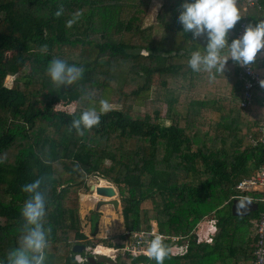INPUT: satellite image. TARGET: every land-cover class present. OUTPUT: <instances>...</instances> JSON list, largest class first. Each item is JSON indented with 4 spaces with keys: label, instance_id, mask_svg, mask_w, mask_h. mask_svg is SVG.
Instances as JSON below:
<instances>
[{
    "label": "trees",
    "instance_id": "trees-1",
    "mask_svg": "<svg viewBox=\"0 0 264 264\" xmlns=\"http://www.w3.org/2000/svg\"><path fill=\"white\" fill-rule=\"evenodd\" d=\"M152 1L0 0V264L21 235L27 199L21 187L43 174L54 177L45 264H110L91 262L82 251L84 260L77 261L72 250L82 222L79 192L89 175L118 187L127 233L148 229L155 219L167 236L186 239V252L168 250L164 264H251L252 219L264 203L246 216L232 215L230 204L236 182L264 165V146L248 140L264 122V90L254 88L251 105L242 107L236 62L229 59L215 79L192 71L190 54L203 51L206 36L183 32L178 15L184 0H162L147 25ZM255 1L264 8V0ZM238 8L253 26L264 19L263 9L246 0H238ZM75 11L82 16L68 28ZM53 58L84 67L83 79L53 90L46 75ZM87 93L91 98H82ZM101 99L112 110L99 126L84 136L69 132V113L99 110ZM72 101V110L60 107ZM205 217L215 218L218 230L211 242H197L194 229ZM97 220L92 213L93 235ZM169 241H163L168 248ZM124 254L128 261L114 264H156Z\"/></svg>",
    "mask_w": 264,
    "mask_h": 264
},
{
    "label": "clouds",
    "instance_id": "clouds-1",
    "mask_svg": "<svg viewBox=\"0 0 264 264\" xmlns=\"http://www.w3.org/2000/svg\"><path fill=\"white\" fill-rule=\"evenodd\" d=\"M180 8L178 22L183 32H190L194 39L201 36L207 38L203 51L195 50L190 54L188 65L194 72L205 71L210 79H215V73L223 74L229 58L237 64L251 66L257 53L264 49V19L254 26L246 25L241 36L228 42L229 31L242 17L238 0H184ZM63 13L64 9L60 7L54 15L59 18ZM81 16L82 12H73L66 21V27L71 28ZM39 51L46 54L47 45H42ZM84 72V67L69 64L60 58L51 59L46 68L53 90L78 83L83 79ZM260 85L264 87V79L260 80ZM82 98L90 99L91 94L87 93ZM111 110V104L104 99L99 101V110L88 107L77 116L76 109H73L69 113L74 118L68 131L75 129L77 135L84 136L86 131L98 127L101 116ZM53 179V176L43 174L21 187V191L27 194L20 208L23 221L21 235L17 245L7 252L6 264H45L48 238L52 231L51 225L46 226V208ZM147 243L148 258L155 260L156 264H164L169 252L162 237L156 236Z\"/></svg>",
    "mask_w": 264,
    "mask_h": 264
},
{
    "label": "built area",
    "instance_id": "built-area-1",
    "mask_svg": "<svg viewBox=\"0 0 264 264\" xmlns=\"http://www.w3.org/2000/svg\"><path fill=\"white\" fill-rule=\"evenodd\" d=\"M246 5L253 6L256 5L258 8L263 9L264 18V8L257 4L255 0H246ZM250 24L246 16H243L239 21L238 27L234 33L235 38L242 35L245 26ZM237 68V78L240 81L241 86V99L240 106L245 107L251 105L253 101V89L260 88L264 90V87L260 85V80L264 79V56L261 58V65L259 68L251 66H243L236 63ZM248 140L252 146L263 145L264 146V122H262L258 127V134L256 136L248 135ZM234 188L237 193L233 198L241 199H251L253 201H261L264 203V165L260 166L258 170L253 175H248L240 178ZM248 192H261L263 195L261 197L249 196ZM211 225H209L210 233H208L203 241L211 242L213 235L216 233V221L210 218ZM216 220V219H215ZM253 232L254 241L253 246V259L251 264H264V210H262L258 217L253 220ZM131 234V240L125 244L124 252L127 251L133 256L144 255L147 256L148 241L154 239L156 236L162 237L163 241L170 238L173 245L170 244L168 250L171 255H182L187 250V241L178 242L179 237L172 236L169 237L163 232H161L156 226H151L148 229L139 230ZM196 241H201L198 238ZM171 249V250H170Z\"/></svg>",
    "mask_w": 264,
    "mask_h": 264
},
{
    "label": "rangeland",
    "instance_id": "rangeland-1",
    "mask_svg": "<svg viewBox=\"0 0 264 264\" xmlns=\"http://www.w3.org/2000/svg\"><path fill=\"white\" fill-rule=\"evenodd\" d=\"M161 1L162 0L152 1L149 16L146 22L147 25H150L152 23L155 17V13ZM151 32L153 34L158 35L159 29H152ZM12 78H13L12 76H8L5 79L6 84L10 85ZM73 103H74L73 101L70 102L69 104L63 103L60 107L63 108L64 110L70 111L73 109V105H74ZM99 183H103V185L109 184L113 186L116 190L115 198L119 199L118 187L114 183L108 180H105L103 178H100L97 175L87 176L86 186L79 192L78 203H79V213H80L82 222H81V229L78 232V235H76L75 237L74 244L78 243V244L84 245V248L82 250L84 256H88V255L95 256L97 254H102V253L95 252L96 247L98 245H101V246L105 245V247L110 245L108 247L113 248L114 251H111L103 255H105L108 258H112L114 262L116 260L128 261V257L126 254H124L123 250H124L125 244H127L129 240H131V234L127 233L128 231L124 227L123 218L121 215L120 199H119L118 207L116 208L113 207L112 204L100 203L99 200L109 198V197H104L102 195H99L95 192L94 189L90 188L92 184L98 185ZM149 205L150 203L148 201L143 202L142 207H147ZM94 212L98 214L97 233L95 235H93L90 231V216ZM210 218L205 217L200 222L197 223L194 229L195 230L194 232L196 234V239L198 238L201 241L203 240L204 237L202 235L203 233L201 230L205 223L211 225L212 221L210 220ZM213 219L214 221H216L215 218ZM253 220L254 219H252V222ZM150 225L156 226L158 228V225L155 219L150 220ZM216 229L218 230L217 225H216ZM185 241L186 239H182L181 242H185ZM170 244L173 245L172 240L169 241V246ZM83 255L77 253L75 254L74 258L77 261H83L84 260Z\"/></svg>",
    "mask_w": 264,
    "mask_h": 264
},
{
    "label": "water",
    "instance_id": "water-1",
    "mask_svg": "<svg viewBox=\"0 0 264 264\" xmlns=\"http://www.w3.org/2000/svg\"><path fill=\"white\" fill-rule=\"evenodd\" d=\"M91 189H94L95 192L99 195L104 197H109L105 199L99 200L100 203H107L112 204L113 207H118L119 199L115 198L116 190L111 185H91ZM98 206V204H97ZM258 208V203L251 200V199H241V198H234L230 204V211L232 215L236 216H246L250 212L255 211ZM84 248L83 244L75 243L72 246V250L76 252H81ZM88 260L91 262L96 261H105L110 264H114V260L112 258H108L103 254H97L95 256L89 255Z\"/></svg>",
    "mask_w": 264,
    "mask_h": 264
},
{
    "label": "crops",
    "instance_id": "crops-1",
    "mask_svg": "<svg viewBox=\"0 0 264 264\" xmlns=\"http://www.w3.org/2000/svg\"><path fill=\"white\" fill-rule=\"evenodd\" d=\"M153 29H159V31H160V28H159V26H153ZM152 30V29H151ZM233 32L230 30L229 31V33H228V42L229 43H231V40H232V38H231V34H232ZM264 56V49H262L260 52H258L257 53V56H256V59H255V62L253 63V64H256V66H257V68H259L260 67V65H261V58ZM230 59V58H229ZM203 224V223H202ZM209 227V224H204L203 225V228H202V235H203V237H205L208 233H210V229L208 228ZM196 235V234H195ZM203 241V240H202ZM197 242H200V241H197Z\"/></svg>",
    "mask_w": 264,
    "mask_h": 264
},
{
    "label": "bare ground",
    "instance_id": "bare-ground-1",
    "mask_svg": "<svg viewBox=\"0 0 264 264\" xmlns=\"http://www.w3.org/2000/svg\"><path fill=\"white\" fill-rule=\"evenodd\" d=\"M101 185H103V183H101ZM109 185V184H108ZM93 195V194H92ZM113 248H110V247H105V246H101V245H98L95 249V252H98V253H102V254H107L111 251H114V249L112 250Z\"/></svg>",
    "mask_w": 264,
    "mask_h": 264
}]
</instances>
